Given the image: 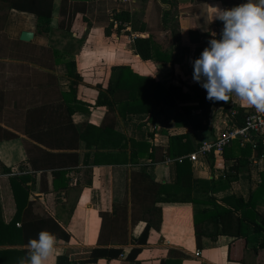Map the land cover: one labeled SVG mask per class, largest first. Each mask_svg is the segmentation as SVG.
Listing matches in <instances>:
<instances>
[{
  "label": "crops",
  "instance_id": "1",
  "mask_svg": "<svg viewBox=\"0 0 264 264\" xmlns=\"http://www.w3.org/2000/svg\"><path fill=\"white\" fill-rule=\"evenodd\" d=\"M150 1L123 6L115 0H87L81 3L86 9L62 16V0H55L51 32L45 36L36 34L33 15L11 13L7 36L20 39L29 31L35 37L32 48L0 57V220L10 224L33 203L29 215L47 211L70 234L69 241L57 238L56 264H264V157L255 158L253 151L234 141L222 156L213 155V164L210 155L202 154L192 162L190 156L203 143L216 141L231 125L222 102L212 106L206 130H195L185 110L199 114L200 99L193 86L200 84L193 80L192 62L211 39L221 38L223 23L213 20V8L231 9L247 1L177 0V38L171 22L167 30L161 26L166 7ZM122 7L129 8L132 20L116 23L112 13ZM200 33L208 34L199 38ZM133 35L151 36L158 48L154 55L171 60L142 59ZM69 62L75 63L81 78L75 90ZM117 66L128 69L129 83L132 73L143 79L134 86L138 96L145 94L143 81L154 79L166 89L179 87L185 98L172 106L162 104L152 113L145 110V103L133 110L126 103L96 106ZM127 98L121 95L122 102ZM230 105L242 107L235 97ZM181 136L187 137L183 145H172V139ZM172 146L174 152L185 154L164 159ZM183 158L193 173L186 191L193 202L159 204L164 207L160 230H151L147 244L136 245L133 239L145 223L133 225V203L137 202L138 217L147 203L159 199L161 185L176 183L178 161ZM238 161L245 164L229 187L223 188L225 182L209 183L224 179ZM212 197L229 212L217 223H201L204 233L198 238L195 212L215 209ZM102 212L123 219L128 232L126 244L108 247H123L126 252L140 247L136 263L125 256L89 263L94 248L106 247L99 241ZM211 232L220 235L213 238ZM17 238L1 239L0 251L27 249L6 241Z\"/></svg>",
  "mask_w": 264,
  "mask_h": 264
},
{
  "label": "trees",
  "instance_id": "2",
  "mask_svg": "<svg viewBox=\"0 0 264 264\" xmlns=\"http://www.w3.org/2000/svg\"><path fill=\"white\" fill-rule=\"evenodd\" d=\"M54 1L55 0H0V57H5V55H8L12 51H25L29 48H32V43L30 42H25L21 39H10L7 36L11 13L13 11H17L33 15L37 20L36 34L38 36H45L51 32L54 14ZM77 1L78 0H62L61 15L65 16L70 11L75 14V12H78V10L83 7L84 9H86L87 4L83 3L82 5L81 3L86 2L87 0H82L80 1V3H78ZM158 1L160 5L166 7V9H162L161 26L162 28L167 30L168 24L174 21V18L172 17L174 16V14H177L176 12H174L177 8V0ZM245 1L247 0H243V2ZM119 4L123 6L129 5L122 3ZM113 18L114 20H116V22L118 21L120 23H125L132 20V15L129 8L122 7L121 9H119V11H115ZM175 23L177 25V28H173L171 33L173 37L177 38L180 36V28L178 20L175 19ZM121 28L122 26L119 27V29ZM106 33L109 34V29L106 30ZM207 34L208 33H200L199 38ZM156 46L157 45L153 41V38L151 36H138L134 42L135 51L144 60L160 58L154 55V51L158 49ZM160 60L169 61L171 59L162 57L160 58ZM68 66L70 68V76L75 78V81H77H74L72 83V89L75 90L77 88L78 81L81 78L75 71L76 65L74 62H69ZM127 73L129 74L127 68H123L121 66L112 68L111 77L109 79L107 88L104 91L100 92L97 98L96 106L115 107L116 105H119L121 107L123 103H126L127 106L131 107L133 110L138 105H142V103H145V110L152 113L162 104L172 106L176 103L177 100L185 98L184 94L181 93L179 87L171 85L168 89H166L162 84L156 82L154 79H146L145 81H143L145 83V94L138 96V89L134 86L136 85V83H139L137 81H142L143 79L141 78V80H137L139 77L135 76L132 73V79H130L129 83V77ZM193 90L200 99V104L197 107V109L199 110V114L193 116L191 109H185L186 113L189 115V118L192 119V126L195 130L209 129V116L211 108L214 104L219 102L209 101L206 98V91L199 85H194ZM121 95H125V97L128 98L125 99L124 102H122ZM222 104L224 107V117L229 122V124L235 127H242L245 123L247 115L249 114V112L246 111V108L231 106L230 102H222ZM90 128V131H92L93 127L90 126ZM104 132L105 129H102V134H104ZM184 138L187 139V137L184 136L174 137L172 139V145H174L175 147L179 144L183 145ZM237 142L238 145L244 150H249L250 152L253 151L255 158L264 157V137L256 138V143L254 146L246 145L242 147L240 142ZM174 150L175 149L172 146L168 155H166L164 159L172 158L175 156H182L185 154L184 152L176 153L174 152ZM152 151H154V148L152 149ZM154 153H156V151H154L153 154H150L152 158L155 157ZM209 158L211 163L213 164V155H210ZM188 163V159L186 158L178 161V177L176 183L173 186L167 184L161 185V189L158 190L159 199L155 202L147 203L144 211H142L141 215L138 217L137 202L135 201L133 203L136 206L133 210V225L135 223H138L140 220L145 223L144 230L142 231L140 236L133 239L136 245L142 246L147 244L151 230H160L163 223L164 207L160 206L159 204H187L193 202L191 194L186 193V191L191 188L193 178V173L188 169ZM243 164H245L244 161H238L237 165H233L230 168V171L227 173L224 179H221L219 181H210L209 183H212L213 186H217V184L225 182L226 186H223V188L229 187L232 182L238 179L241 168L242 166H244ZM1 172L2 171L0 168V174ZM3 172L10 173V170H3ZM217 202L218 200L212 197L210 203L214 204L215 209H205L195 212L196 214L194 217V226L196 228L195 232L198 238L204 233L202 232V228H199L201 223H204L205 220L217 223L220 218H222V215H224V212H229L224 209V207H219V204ZM240 202H242V200H240ZM34 205L35 203L27 207V209L23 211L21 217L18 216L14 218V220L8 225H5L0 220V243L3 242L1 241V239L5 241V238L17 236V240L6 241L26 246L30 239L38 238V233L45 230L54 233L58 239L64 241L70 240V234L67 232V230L64 229L47 211L43 210L40 216L29 215L28 209H32ZM101 217L102 227L100 231L99 241L100 244L102 243L106 247L94 248L91 252V258L94 260H116L122 256H125L127 260L136 263L140 254L142 253V249L140 247L133 248L129 252H126L123 247H108V245L110 244H126L128 240V232L127 229H123V225L125 224L123 223V219L121 220L117 216L113 218L105 212L101 213ZM19 222H21V227L17 229V223ZM261 228L262 226L257 227V231ZM219 235V232H211V237L213 238H217ZM27 253L28 249L0 251V264H12L11 262L14 261L15 263V260H17L16 264H19L20 258L26 256Z\"/></svg>",
  "mask_w": 264,
  "mask_h": 264
},
{
  "label": "clouds",
  "instance_id": "3",
  "mask_svg": "<svg viewBox=\"0 0 264 264\" xmlns=\"http://www.w3.org/2000/svg\"><path fill=\"white\" fill-rule=\"evenodd\" d=\"M213 11V20L223 23L221 38L211 39L192 62L193 80L209 101L228 103L235 97L242 107L264 113V0ZM57 243L54 233L39 232L19 264H56Z\"/></svg>",
  "mask_w": 264,
  "mask_h": 264
},
{
  "label": "built area",
  "instance_id": "4",
  "mask_svg": "<svg viewBox=\"0 0 264 264\" xmlns=\"http://www.w3.org/2000/svg\"><path fill=\"white\" fill-rule=\"evenodd\" d=\"M115 1L130 5L133 0ZM136 39L137 36L131 37L132 42H135ZM258 137H264V113H258L254 109L249 112L242 127L229 126L216 141L203 143L198 152L190 156V159L192 162H196L200 154L222 156L225 149L231 146L234 141H239L243 147L246 145L254 146ZM196 256L200 257L201 251L198 250Z\"/></svg>",
  "mask_w": 264,
  "mask_h": 264
},
{
  "label": "water",
  "instance_id": "5",
  "mask_svg": "<svg viewBox=\"0 0 264 264\" xmlns=\"http://www.w3.org/2000/svg\"><path fill=\"white\" fill-rule=\"evenodd\" d=\"M35 37V34L33 32L24 31L22 32L20 39L25 42H31ZM97 260H90L89 263H96ZM164 264V263H163Z\"/></svg>",
  "mask_w": 264,
  "mask_h": 264
},
{
  "label": "rangeland",
  "instance_id": "6",
  "mask_svg": "<svg viewBox=\"0 0 264 264\" xmlns=\"http://www.w3.org/2000/svg\"><path fill=\"white\" fill-rule=\"evenodd\" d=\"M150 2H154V0H152V1H150ZM134 3V0L132 1V3L131 4H133ZM149 5H151V6H153V7H155V4L154 3H150ZM154 12V11H153ZM160 12V11H159ZM174 12H176L177 13V10L176 11H174ZM155 13V12H154ZM108 15V14H107ZM112 15H114L113 13H112ZM177 14H174V16L172 17V18H174V21H172L171 23H172V27L173 28H177V25H176V23H175V19H176V16ZM14 33H16V31H13ZM17 34H18V32H17Z\"/></svg>",
  "mask_w": 264,
  "mask_h": 264
}]
</instances>
